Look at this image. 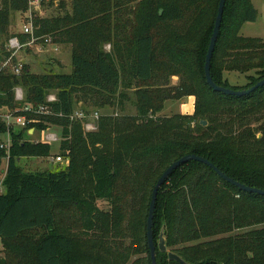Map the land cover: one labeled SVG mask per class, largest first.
Returning <instances> with one entry per match:
<instances>
[{"label": "trees", "instance_id": "trees-1", "mask_svg": "<svg viewBox=\"0 0 264 264\" xmlns=\"http://www.w3.org/2000/svg\"><path fill=\"white\" fill-rule=\"evenodd\" d=\"M219 5L60 0L59 15L34 19L37 36L71 48L72 73L36 74L30 65L20 76L1 72L0 111L37 107L56 93L53 115L30 116L36 123L29 128L58 130V155L69 164L25 172L22 159L49 158L51 145L31 141L28 128L13 133L0 193V264H152V194L168 167L186 155L201 156L233 180L264 190V86L237 97L214 91L206 80ZM28 11V0H0V37L9 39L13 13ZM258 18L253 0H227L212 59L217 85L243 91L264 80V41L241 35L243 25ZM5 48L0 63L10 55ZM225 72L254 74L247 86L232 87ZM173 77H179L178 86L171 85ZM17 87L25 90L24 102L15 100ZM185 97L195 98L192 115H160L168 101ZM129 102L134 115L126 112ZM105 109L112 113H101L94 132L85 133L82 122L70 118L77 110ZM6 131L0 118V144ZM6 157L0 149V175ZM100 201L109 209H101ZM153 231L157 264H181L170 261L169 252L185 264H264V196L191 161L161 187ZM163 231L167 253L158 246Z\"/></svg>", "mask_w": 264, "mask_h": 264}, {"label": "rangeland", "instance_id": "rangeland-1", "mask_svg": "<svg viewBox=\"0 0 264 264\" xmlns=\"http://www.w3.org/2000/svg\"><path fill=\"white\" fill-rule=\"evenodd\" d=\"M55 0L51 4L50 0L44 1L42 6L40 17H54L60 14V10L57 8L58 2ZM69 3L67 4L68 10L70 9ZM253 5L259 12V18L256 23L244 24L241 29V35L245 38L261 39L264 41V0H253ZM70 11V10H69ZM9 33L10 37L17 35L22 32L23 24L25 22V16L20 13H13L9 18ZM9 37V39H10ZM6 37H0V49L7 47L9 40ZM6 49V48H5ZM111 46H106V51H110ZM17 61H24L31 67V71L36 74L54 72L59 74H71L72 73V51L69 46H58L50 42L42 48L28 47L17 55ZM254 72L249 74H240L237 72H225L224 77L229 81L232 87H245L249 84V76L253 75ZM180 84L179 77H173L171 80L172 86H178ZM133 95V94H132ZM185 101V103H183ZM194 97H185L182 100H171L165 105V109L160 115L164 116H175L192 115L194 111ZM128 114L134 115L136 110L131 102L127 103ZM99 113L111 114L112 109L101 110ZM93 114V110L89 111V117ZM56 135L60 138V132L58 130H50L43 133H37L36 136L29 138L34 142L47 143V137ZM261 136V134H260ZM51 145V156L60 154V142H48ZM22 169L27 173H42L45 171H56L60 168L51 162L49 158H23L21 161ZM7 161L2 162V171L6 170ZM2 174L0 175L1 182ZM99 207L103 210H108L109 205L103 201L99 202ZM1 251V246H0Z\"/></svg>", "mask_w": 264, "mask_h": 264}, {"label": "built area", "instance_id": "built-area-1", "mask_svg": "<svg viewBox=\"0 0 264 264\" xmlns=\"http://www.w3.org/2000/svg\"><path fill=\"white\" fill-rule=\"evenodd\" d=\"M29 1V11L25 15V22L23 24L22 34L28 37V40L23 43L19 36H12L7 43V52L10 54L9 57L0 63V73L3 71H8L14 75L20 76L24 69L25 65H28L24 61H17V55L22 52L24 49L28 47L32 48H42L45 45L49 44L51 41L50 38L45 36H37L35 34L34 29V19L36 17H40L41 9H42V0H28ZM16 60V62H14ZM26 99L25 90L21 87H17L15 89V100L17 102H24ZM58 102V97L56 93H50L47 98L45 104L39 105L37 107H33L31 105H26L22 109H17L14 111L1 112L0 118L6 123L7 131L3 137V140L0 144V149L5 151L7 154V168L2 172V178L0 182V193L3 192V182L6 178L8 172V163L10 160L11 149L13 146V133L19 129L28 128V134L32 137L36 136L38 132H36L35 128H29L32 123H36V120L30 119V116H51L53 115L52 105ZM61 116V115H59ZM101 116V113L95 112L90 117L89 114L81 110H77L71 115L72 121H81L83 125V129L85 133L94 132L98 129V121ZM62 141V137L60 138L56 135H52L47 137L48 142H60ZM51 162L57 166L65 167L69 164V161L64 159L60 155L51 156Z\"/></svg>", "mask_w": 264, "mask_h": 264}, {"label": "water", "instance_id": "water-1", "mask_svg": "<svg viewBox=\"0 0 264 264\" xmlns=\"http://www.w3.org/2000/svg\"><path fill=\"white\" fill-rule=\"evenodd\" d=\"M226 2H227V0H220L216 24H215L213 36H212V39L210 42L208 54L206 57L205 75H206L207 83L209 84V86L214 91L223 93V94L228 95V96L243 97V96L248 95V94L256 91L257 89L263 87L264 86V80H262L261 82H259L258 84H256L255 86H253L249 90L238 91V90H233V89H229V88L217 85L215 83V81L213 80V77L211 74L212 59H213L215 47H216V44H217V41H218V38L220 35V31H221V26H222V22H223V16H224V11H225V7H226ZM202 125L207 126V122L203 121ZM191 161L200 162V163H203L205 165H208L209 167L214 169L215 172L220 177H222L223 179H225L230 184L237 186L244 191H250V192L257 193L259 195L264 196V190L257 189V188H250V187H247V186L241 184L240 182L233 180L232 178L227 176L225 173H223L219 168H217L213 163H211L209 160H207L201 156L186 155V156L180 158L179 160L175 161L162 174V176L158 180V182L154 188L153 194H152V200H151L150 209H149V217H148V222H147V236H148V244H149L150 251H151L152 264H157V248H156L155 241H154L153 227H154V217H155L156 203H157L159 191H160L161 187L169 180L170 176L177 169H179L182 165L187 164ZM158 246H159V249L162 253L168 252V247H167L164 231L160 235V240H159ZM169 259H170V261H176L178 263L185 264V262L178 255H176L172 252H169Z\"/></svg>", "mask_w": 264, "mask_h": 264}, {"label": "crops", "instance_id": "crops-1", "mask_svg": "<svg viewBox=\"0 0 264 264\" xmlns=\"http://www.w3.org/2000/svg\"><path fill=\"white\" fill-rule=\"evenodd\" d=\"M183 103H185V101H183Z\"/></svg>", "mask_w": 264, "mask_h": 264}]
</instances>
